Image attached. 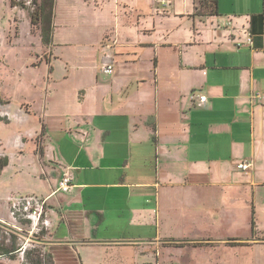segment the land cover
Here are the masks:
<instances>
[{
    "label": "crops",
    "instance_id": "crops-1",
    "mask_svg": "<svg viewBox=\"0 0 264 264\" xmlns=\"http://www.w3.org/2000/svg\"><path fill=\"white\" fill-rule=\"evenodd\" d=\"M69 1L81 7L78 15L97 19L107 8L113 15V26L93 42L98 59L92 82L86 90L75 89L76 99L64 105L54 104L50 89L45 91L36 111L26 98L16 106L6 98L10 119L0 120L7 128L31 113L39 117L40 128L29 136L17 130L4 137L0 128V142L8 154L11 147L22 152L31 141L39 156L29 180L37 194L24 195L48 197L41 239L51 262L60 263L58 249L66 246L81 264H140L151 258L143 254L149 243L209 238L216 224L235 230L245 222L247 234L264 235V0H215L212 15L197 13L204 0H172L167 7L158 0ZM58 2L39 0L36 13H28L31 24L42 25L41 43L53 50ZM9 4L17 12L18 5ZM43 5L52 8L42 11ZM45 20L48 44L41 35ZM107 63L110 74L100 70ZM41 64L33 60L29 66ZM53 69L51 64L48 72ZM100 73L111 77L100 79ZM200 95L206 101L198 105ZM22 102L29 111L19 109ZM14 110L20 113L16 118L10 115ZM37 135L41 152L34 151ZM63 141L73 147H63ZM243 160L252 161L249 171L236 167ZM85 169L107 171L109 178L86 181L80 174ZM64 173L71 177L66 192L58 190ZM94 187L105 190L100 205L89 204ZM99 221L122 222L133 234L93 239ZM170 223L191 234L177 236ZM234 248L241 264H264V239Z\"/></svg>",
    "mask_w": 264,
    "mask_h": 264
},
{
    "label": "rangeland",
    "instance_id": "rangeland-1",
    "mask_svg": "<svg viewBox=\"0 0 264 264\" xmlns=\"http://www.w3.org/2000/svg\"><path fill=\"white\" fill-rule=\"evenodd\" d=\"M38 1L14 0L15 5H18L16 6V12L15 8L10 7L9 0H0V120L5 122H9L8 120L10 119L9 113L5 110L7 109L6 104L9 102L7 99L10 100L12 106H16L20 100L26 98L31 102L35 111L40 108L42 102L46 99L45 91L49 89L51 91L49 96L54 104L64 105L66 101L76 99L78 92L74 93V90L79 87L89 86L94 78L92 74L98 59V51L96 47L92 48L94 46L93 42L101 36L105 29L113 26L111 8H107L109 11L106 10L105 13H102L103 16L101 18L98 17L96 19L92 17L91 13L88 14L81 11L78 15L77 12L81 10V7L73 1L59 0L55 7L57 16L54 22L53 43L55 47L53 50L52 44L48 47L41 43L39 34L42 25L40 21H36L34 25L30 23L28 13H36ZM21 4L22 6L24 5V8ZM21 9L26 10L22 12ZM209 11L210 8L208 6L202 8L200 6L198 13L203 14ZM106 35V37L110 36L109 34ZM33 60L36 64H42L38 67L29 66ZM146 62L147 60L145 59ZM51 64L54 69L52 72H48L51 69ZM66 71L68 73L63 74ZM48 75L52 81L50 83L47 81ZM65 75L68 76L67 80H61ZM110 77L111 75L102 73L99 76L100 79L104 80ZM83 88L87 89V87ZM93 97L94 94L91 98H87L86 105H90ZM85 107L87 108V106ZM29 108V105L23 102L19 105V109L24 111H29ZM19 114L18 110L10 113L11 117L14 118L18 117ZM37 116L31 113V115L23 117L18 124L17 122H11L7 125V128L0 126L2 135L8 137L17 130L25 133V136L33 134L40 128V121ZM121 136L123 134H118V137ZM40 137V135L35 137V146L37 145L35 152H41ZM27 142L31 143V141ZM29 143V146L25 147L22 152L21 150L16 151L11 147L7 149V154L4 143L0 142V264H34L35 262L53 264L47 254L46 240L41 239L45 232L44 228L39 233H36V230L31 232L30 222L18 221L19 223H15L13 221L14 226L11 225L7 197H10V195H24L26 192L36 193L30 187L32 182L29 180L33 179L34 170L38 169L39 156L31 151L32 145ZM61 144L63 147L66 145L73 147L68 141H63ZM72 153L70 152L69 154ZM8 159L9 163L2 172L1 165L6 163ZM22 168L25 172L21 171ZM82 173L86 181L94 183H99L109 178L107 171L103 170L85 169V172H80V174ZM90 191L89 194H92L91 196L95 199H90L89 204L100 205L101 201H103L104 188L94 187ZM111 211L110 205L107 207L108 214ZM99 222L98 228L91 231L89 237L91 236L97 240H107L112 236L133 234V230L127 229L122 222L113 223L110 226L108 222ZM246 227L245 222H241L235 230L216 224V227L214 226L212 231H210V235L213 238L209 237L200 240L164 238L158 242H151L143 251V254H149L151 258L144 260L140 264H241V255L238 251H235L234 247L242 245L248 248L256 240L264 239V235L256 234V232L247 234ZM167 228L170 230L175 229V234L180 237L191 234L190 230H185L181 226L173 227L171 223L167 224ZM234 231L247 235H233L222 238ZM154 233L155 229L152 228L150 234L154 235ZM12 246H14L16 251L11 254L4 253L5 249L11 250ZM58 251L60 258V263L58 264H81L79 255L76 252H72V250L70 251L66 246L60 247ZM99 254V251L94 253L97 257ZM127 260H131L130 257ZM91 261L96 262V259ZM92 264L99 263L93 262ZM115 264L121 263L117 262Z\"/></svg>",
    "mask_w": 264,
    "mask_h": 264
},
{
    "label": "built area",
    "instance_id": "built-area-1",
    "mask_svg": "<svg viewBox=\"0 0 264 264\" xmlns=\"http://www.w3.org/2000/svg\"><path fill=\"white\" fill-rule=\"evenodd\" d=\"M172 0H158L162 6H166ZM101 72L110 74L113 71L111 63L104 64L100 68ZM256 93L255 96H258ZM198 105L206 101L205 95L197 97ZM251 160H243L237 163L236 167L242 171H247L252 167ZM71 186V177L68 173H64L59 181L58 190L66 192ZM48 197H39L34 195H20L9 198V208L11 219L19 222H30L32 231L39 233L42 228H46L48 221L45 218V210L47 206ZM40 225V226H39Z\"/></svg>",
    "mask_w": 264,
    "mask_h": 264
},
{
    "label": "trees",
    "instance_id": "trees-1",
    "mask_svg": "<svg viewBox=\"0 0 264 264\" xmlns=\"http://www.w3.org/2000/svg\"><path fill=\"white\" fill-rule=\"evenodd\" d=\"M11 4L12 5H14V1L13 0H11ZM201 8L202 7H206V6H208L209 8H210V11L209 12H206V13H203V14H199L198 12V14L199 15H205V14H207V15H212V14H216V1L215 0H204V1H202V3H201ZM42 11L43 10H51V8H52V6L50 5V6H41V7H39ZM43 23V27H42V33H41V35H42V41H43V43H45V44H48L49 42H50V39H51V36H50V21H48V20H45V21H43L42 22ZM6 163H3L2 165H1V167L2 166H4ZM14 251H16V249H14V246H12L11 247V250H7V249H5V252L4 253H6V254H11V253H13ZM1 255H5V254H1ZM34 264H40V263H38V262H35Z\"/></svg>",
    "mask_w": 264,
    "mask_h": 264
}]
</instances>
